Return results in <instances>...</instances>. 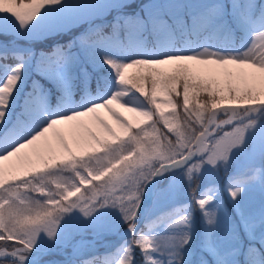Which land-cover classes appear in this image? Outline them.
I'll list each match as a JSON object with an SVG mask.
<instances>
[{
	"label": "rangeland",
	"instance_id": "1",
	"mask_svg": "<svg viewBox=\"0 0 264 264\" xmlns=\"http://www.w3.org/2000/svg\"><path fill=\"white\" fill-rule=\"evenodd\" d=\"M186 1L202 21L205 12L210 24L220 22L229 31L233 22L244 38L237 47H227L205 34L199 42L176 47L167 60L216 77L232 72L237 84L257 92L251 101L258 103L218 108L206 122L196 116L202 128L208 127L201 140H191L179 133L167 96H158L156 109L150 107L132 96L119 70L102 88L97 80L92 91V74L77 53H38L16 45L28 52L15 65L0 62V141L16 136V143L30 145L22 148L21 161L0 168V239L7 246L0 249L9 252L1 258L16 264H136L135 237L146 240L142 256L151 264L190 259V264H264V64L257 62L264 53V0ZM143 9L149 21L162 14L179 20L183 6L182 0H151ZM74 13L52 16L33 8L17 17L0 11V32L38 39L50 26L65 25L64 17L78 20ZM77 74L85 84L79 99L73 95ZM49 87L59 91L58 98L51 97ZM247 117L253 119L244 121ZM158 122L167 138L161 139ZM88 132L107 137L108 144L81 158ZM43 159H60L62 165L45 172ZM195 174L199 183L191 194ZM60 197L66 204L58 218H37ZM176 205H182V213L143 233L149 218ZM200 212L206 225L196 223L195 233L191 217ZM33 215L36 219L27 221Z\"/></svg>",
	"mask_w": 264,
	"mask_h": 264
},
{
	"label": "trees",
	"instance_id": "2",
	"mask_svg": "<svg viewBox=\"0 0 264 264\" xmlns=\"http://www.w3.org/2000/svg\"><path fill=\"white\" fill-rule=\"evenodd\" d=\"M149 1L151 0H119L114 5H108L107 0H0V11L14 13L17 17H25L35 8L52 16L73 10L78 18L74 20L72 17H64L63 19L67 20L64 27L50 26L43 32L42 37L34 40L14 39L10 33L0 32V62L12 66L21 61L28 50L17 47L19 45L29 46L38 53L41 50L51 52L50 54L59 53L62 56L68 50L71 53H81L87 70L92 74L90 83L92 90L96 88L97 80L107 81L119 70L125 86L150 107L155 108L158 96H167L177 111L179 133L181 132L182 136L183 134L190 136L193 140L202 130L196 116L203 115L206 117L203 122H206L210 112L220 103L253 100L256 99L257 92L237 84L232 72L228 77H216L209 70H200L167 58L174 52L176 46H181L185 42L191 45L198 42L204 34H207L209 40L214 43L229 47H237L244 35L233 22L230 31L221 27L220 22L217 25L210 24V21L206 20L205 12L201 15L204 19L202 21L195 13H190L186 0H182L181 19L162 14L156 20L149 21L143 9ZM89 22L90 25H87ZM2 43H5V46L1 45ZM160 58L166 60L164 64L151 63V60L158 61ZM257 62L264 64V53L259 55ZM74 80V92L78 96L84 88L83 79L77 74ZM52 94L56 97L58 90L52 88ZM249 119L253 118L247 117L244 121ZM158 125L161 139L167 138L169 134L166 129L159 122ZM130 127L131 133L137 134L135 128ZM84 140L85 153L79 155L81 158L82 155L90 156L93 152L105 149L108 144L107 137H95L90 132L86 133ZM72 159L77 160V156L73 155ZM61 161L43 159V170L47 172L51 168L55 169L62 165ZM113 166L112 163L111 168ZM197 183L199 176L195 174L193 184L189 186L191 194L195 192L193 187ZM65 204L64 197L47 203L37 214V218L48 216L58 218ZM183 209L182 205H176L153 216L142 225V231H150ZM35 219L36 215H33L29 216L27 221ZM191 220L190 225L195 233L198 230L196 223L201 224L200 226L205 225L203 212H200L199 216L192 215ZM7 240L10 244L14 241L11 238ZM3 242V239H0V248H7L3 246L5 245ZM16 242L22 244L21 241ZM132 243L136 251V264H149L142 256L146 242L142 238L134 237ZM4 260H0V264L6 262L16 264L11 259ZM79 264L83 263L79 261Z\"/></svg>",
	"mask_w": 264,
	"mask_h": 264
},
{
	"label": "bare ground",
	"instance_id": "3",
	"mask_svg": "<svg viewBox=\"0 0 264 264\" xmlns=\"http://www.w3.org/2000/svg\"><path fill=\"white\" fill-rule=\"evenodd\" d=\"M39 108L42 110L44 109L42 105L39 106ZM15 139L16 136H13L0 141V152L3 153L2 157L0 158V168L1 166L10 168L15 162L21 161V158L19 159V155H21L22 148L30 145L25 144V142L16 143L17 141Z\"/></svg>",
	"mask_w": 264,
	"mask_h": 264
},
{
	"label": "water",
	"instance_id": "4",
	"mask_svg": "<svg viewBox=\"0 0 264 264\" xmlns=\"http://www.w3.org/2000/svg\"><path fill=\"white\" fill-rule=\"evenodd\" d=\"M255 103H256V102H255ZM255 103H250L249 105H246V106H250V105L255 104ZM234 106H236V107H240L241 105L234 104ZM243 107H244V105H243Z\"/></svg>",
	"mask_w": 264,
	"mask_h": 264
}]
</instances>
